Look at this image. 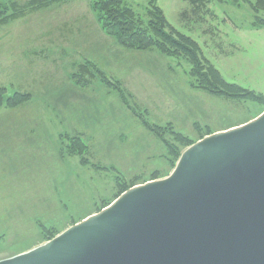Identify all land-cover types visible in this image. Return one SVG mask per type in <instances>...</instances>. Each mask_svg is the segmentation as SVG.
Instances as JSON below:
<instances>
[{
	"label": "rangeland",
	"instance_id": "obj_1",
	"mask_svg": "<svg viewBox=\"0 0 264 264\" xmlns=\"http://www.w3.org/2000/svg\"><path fill=\"white\" fill-rule=\"evenodd\" d=\"M256 1L209 0L198 9L185 0L156 3L226 82L264 96V28L252 26L250 5ZM12 2L29 12L0 23V87L28 98L0 107V260L51 241L131 188L165 179L195 143L264 112L252 99L193 87L185 57L179 63L155 49L122 47L103 31L92 0L35 10L31 0H0ZM128 2L142 16L151 0ZM86 61L110 83L96 73L84 75L87 86L76 84L72 75ZM116 82L135 108L123 103ZM196 122L209 132L199 137ZM171 131L190 141L178 142ZM75 136L83 153L72 151ZM120 183L127 188L119 190Z\"/></svg>",
	"mask_w": 264,
	"mask_h": 264
},
{
	"label": "water",
	"instance_id": "obj_2",
	"mask_svg": "<svg viewBox=\"0 0 264 264\" xmlns=\"http://www.w3.org/2000/svg\"><path fill=\"white\" fill-rule=\"evenodd\" d=\"M244 129L206 136L171 180L0 264H264V121Z\"/></svg>",
	"mask_w": 264,
	"mask_h": 264
},
{
	"label": "trees",
	"instance_id": "obj_3",
	"mask_svg": "<svg viewBox=\"0 0 264 264\" xmlns=\"http://www.w3.org/2000/svg\"><path fill=\"white\" fill-rule=\"evenodd\" d=\"M52 1L55 0H31L29 8L35 10L48 5ZM185 1L190 2L197 9L209 3V0ZM256 2V5L250 3L254 13L252 26L264 28V16L260 14L264 13V0H257ZM91 7L103 31L107 35L114 37L122 47L138 51L155 49L168 56L177 58L179 63L185 57L186 61H189L192 65L189 74L193 87L218 96L252 99L262 104L261 111L264 109V96L253 90L226 82L220 71L206 59L198 42L192 37L179 32L169 23L163 10L157 5L156 0H151L150 5L145 9V14L142 16L129 4L128 0H92ZM27 9L25 6L15 2L10 3V5L0 4V23L5 24L10 20L24 17L29 12ZM259 11L261 12L259 13ZM96 73L106 82L105 84L110 83L103 71L91 61L80 64L79 73H74L72 78L76 81V84L87 86L89 81L84 75L92 77V75H97ZM113 85L123 103L130 104L135 108L130 103L129 95L121 83L116 82ZM26 98H28V95L20 92L8 96L6 89L0 87V107H15L25 101ZM142 119L144 120L143 124L150 127L149 122L145 118ZM195 128L198 130L199 137L209 132L208 130L205 133H201L202 129L198 122L195 123ZM156 129L158 130L156 131L158 135L163 138V130L157 127ZM170 134L174 135L180 143L187 144L190 141L181 132L171 131ZM73 142L75 143L74 148L72 147L74 153H83L86 150V145L81 141L80 137L75 136ZM166 142L169 143L170 141L166 139ZM169 144L167 146L172 155L178 156L180 153L178 148L174 144ZM125 188H127L126 185L123 183L119 184V190H125Z\"/></svg>",
	"mask_w": 264,
	"mask_h": 264
},
{
	"label": "bare ground",
	"instance_id": "obj_4",
	"mask_svg": "<svg viewBox=\"0 0 264 264\" xmlns=\"http://www.w3.org/2000/svg\"><path fill=\"white\" fill-rule=\"evenodd\" d=\"M263 121H264V112H263V114H261L256 120H254V121H252V122H250V123H248V124H245V125H243V126H239V127L230 128V129H228V130L221 131L220 133H216V134H224V133H225V134H230L231 132H232V134H233V133H236V131H238V130H241V129L245 130L244 128H249V127H251V126H253V125H256V124H259V123H261V122H263ZM234 135H235V134H234ZM208 137H211V138H212L213 136H208ZM211 138H210V139H211ZM204 141L207 142L208 140H207V139H205V140H200V142L205 143ZM197 146H198V145H197ZM197 146H195V147H191V148L189 149V151L185 154V156H184V157L182 158V160L180 161L179 166H178L177 168H175V169L172 171V173H171L168 177H166V178L163 179L162 181H161V180H158V181H161L160 183H159V182L152 181V182H149V184H151V183H153V182H154L153 184L158 183V184L155 185V186H157V185L162 184V182L164 183V181L167 180V179L171 180V179L174 177L176 171H177L178 168L180 167V165H181V163L183 162V160L187 157V155H189L190 153H192V152L196 149ZM169 180H168V181H169ZM145 185H146V184H145ZM145 185H139V186H136L135 188L132 189L131 192H126V193H124L119 199H117V201H115L113 204L109 205V206L106 208L105 212H103L99 217H102V216H104V215L110 213V212L113 211L114 209H117V207H119L120 205L126 203L125 201H127L129 198H131V197L134 196L135 194H138V192L142 191V190L138 191V189H141L142 186H145ZM151 185H152V184H151ZM153 186H154V185L150 186V188L153 187ZM146 189H147V188H146ZM143 190H145V189H143ZM95 216H97V215L90 216V217L86 218L84 221L89 222V221L93 220V219H94L93 217H95ZM91 218H93V219H91ZM64 233H65V232H63L62 234H64ZM62 234H60V235H62ZM60 235H59V236H60ZM38 248H39V247H35L34 249L29 250V251L37 250Z\"/></svg>",
	"mask_w": 264,
	"mask_h": 264
},
{
	"label": "crops",
	"instance_id": "obj_5",
	"mask_svg": "<svg viewBox=\"0 0 264 264\" xmlns=\"http://www.w3.org/2000/svg\"><path fill=\"white\" fill-rule=\"evenodd\" d=\"M65 0H55V1H52V2H50L48 5H46V6H43V7H41V8H49L50 6H52V5H56V4H59V3H61V2H64ZM234 27V26H233ZM43 88H44V86H43ZM258 111L257 112H254V116H256L254 119H251L252 121L253 120H255L256 118H258L259 116H258ZM251 120H249L248 122H246V123H241V124H239V125H235V126H232V127H230V128H234V127H239V126H243V125H245V124H248V123H250V122H252ZM230 128H228V129H230ZM228 129H224V130H220V132L221 131H225V130H228Z\"/></svg>",
	"mask_w": 264,
	"mask_h": 264
}]
</instances>
